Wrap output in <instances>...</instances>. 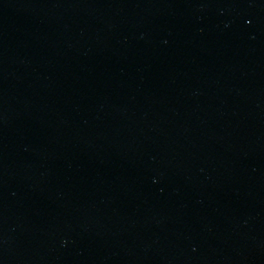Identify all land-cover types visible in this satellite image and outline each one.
<instances>
[{
	"label": "water",
	"instance_id": "95a60500",
	"mask_svg": "<svg viewBox=\"0 0 264 264\" xmlns=\"http://www.w3.org/2000/svg\"><path fill=\"white\" fill-rule=\"evenodd\" d=\"M0 264H264V0H0Z\"/></svg>",
	"mask_w": 264,
	"mask_h": 264
}]
</instances>
